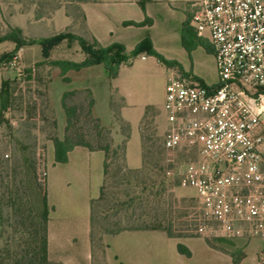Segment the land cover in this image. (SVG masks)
Masks as SVG:
<instances>
[{"label": "rangeland", "instance_id": "rangeland-1", "mask_svg": "<svg viewBox=\"0 0 264 264\" xmlns=\"http://www.w3.org/2000/svg\"><path fill=\"white\" fill-rule=\"evenodd\" d=\"M90 1L93 0H0V35L7 32L9 27H20L27 37L45 38L66 31L92 43L93 38L87 32L81 14L82 6ZM171 4L176 8L182 7L181 0H172ZM178 18L159 16L153 28L137 30V39L147 36L163 57L178 61L207 83H215L217 70L213 54L199 47L201 44L194 25L187 24L183 29ZM128 47V51H131L133 46L128 43ZM14 48L12 42L1 43L0 58ZM14 58L10 62L0 59V108L2 102H8L5 112L0 111V250L11 252H15L21 242L16 229L11 226L14 217L10 198L16 195L22 197L23 205L29 201L36 206L40 200L37 188L46 187L50 206L53 204L56 207V212L50 215L51 225H57L60 234L66 237L76 234L81 238L84 235L83 224L76 231L71 222L76 219L81 223L88 220L85 191L89 188V193L93 192L102 173L96 155L88 157L89 151L82 147L72 151V161L67 165L55 163L53 139H64L69 134L66 131L63 95L74 92L66 98L69 106L77 108L73 134L79 133L94 144L97 141L108 142L115 149L123 144L125 138L121 123L117 120L124 101L103 65L80 72L69 71L63 76L59 68L48 64V60L83 61L85 55L77 41L71 46L64 41L51 51L49 58L42 55V49L37 45L22 48ZM145 59L136 58L131 67L122 68L121 84L126 91L134 93L129 98L132 106L125 113L130 123L123 119L130 126L127 157L131 166L138 167L142 163L137 119L144 115L140 126L144 134L151 137L149 145H154L156 153L150 161L158 166H148V170H151L148 183H156L153 192L161 190L162 195L156 198H149L148 193L140 195V190L135 188V178L130 174L127 176L131 180L130 185L118 183L126 174L123 170L118 172L126 164V154L119 150L117 162L112 167V178L106 188L107 195L112 203L140 197L133 200L129 213L123 210L118 217L111 216L109 220L120 219L122 223H127L143 213L148 220L156 210L161 214V208L167 212L172 210L175 215L187 214L190 220L200 204L196 192L185 181L191 165H197V158L191 153L187 156L182 152L160 153L166 129L165 88L171 75L178 73V69H167L153 57ZM130 74L137 76L136 81H125ZM91 98L94 99L92 119L89 117ZM149 107L152 108L147 111ZM96 124H100L103 130L99 137ZM167 157L172 159L174 167L164 175L160 169L168 165ZM198 236L212 243V233H199ZM222 248L231 247L224 245ZM97 262L102 264V259Z\"/></svg>", "mask_w": 264, "mask_h": 264}, {"label": "built area", "instance_id": "built-area-1", "mask_svg": "<svg viewBox=\"0 0 264 264\" xmlns=\"http://www.w3.org/2000/svg\"><path fill=\"white\" fill-rule=\"evenodd\" d=\"M190 7L196 36L212 49L217 81L171 75L164 145L197 158L185 183L206 217L198 232L233 244L259 240L264 264V0Z\"/></svg>", "mask_w": 264, "mask_h": 264}, {"label": "trees", "instance_id": "trees-1", "mask_svg": "<svg viewBox=\"0 0 264 264\" xmlns=\"http://www.w3.org/2000/svg\"><path fill=\"white\" fill-rule=\"evenodd\" d=\"M95 1L96 0L90 2ZM81 14L85 28L87 29L86 17L82 8ZM190 23L191 16L187 18L185 27ZM64 41H66L69 46L77 41L85 58L81 62L48 60V64L59 68L63 76L69 71L80 72L97 65H103L111 81H114L118 77L120 69L132 65L134 60L140 55L154 57L167 69L170 67H177L178 74L181 76L192 75V73L186 72L178 61L168 60L158 53L154 48L153 42L148 38L137 44L132 51H128L121 43H113L104 47L95 38H93L91 43L83 37L76 36L75 34L66 31L45 38L27 37L24 35L23 30L20 27H9L7 32L0 35V44L4 42H12L15 45L12 52L3 54L0 59L2 62H10L15 59L14 56L17 55L22 48L35 45L41 47L42 55L45 58H49L51 57V51L55 47L61 45ZM199 43L207 52L212 53L210 44L207 41L199 39ZM66 80L69 81L68 78H66ZM73 93L74 92H68L63 95L62 104L67 116L66 131L69 132V134H67L64 139H53L54 160L57 164H67L69 162V154L77 147L85 148L89 152H102L104 154V178L100 195L98 198L92 199L90 202V237L93 252V264H100V262L98 263L97 261H100L101 259V263L105 264V253L108 248L105 243V237L113 236L122 232H162L170 238L177 239L199 237V225L206 218L200 207L190 220H188L189 218H187V214L175 215L172 210L167 212L166 210H163V208L160 209L161 214L156 210L155 214L148 217V220L147 218H144V215H146L144 213L139 214L136 220H129L127 223H122L120 219L114 221L109 220L111 216L118 217V214L123 210L126 214L129 213V209L132 207L131 203L134 199L139 198L140 195L148 193L149 198H156L157 196L162 195L161 190L153 192L156 183H152L153 185H149L148 183V174L151 172V170H148V166L158 168V166H154L150 161L154 158L156 149L154 150L153 144L149 145L151 137L144 134V131H142L140 126L143 159L142 167L139 169H130L127 164H125L124 167L118 169V172L123 170L126 173L118 183L130 185L131 180L127 178L130 174L135 178V188L140 190V195L131 198L130 201L128 200L129 202H121L117 200L112 203L110 197L107 195L106 188H108L109 180L112 178V167L117 162L119 150L126 154L127 143L130 139V126L123 120L120 112L117 120L121 123L122 134L125 138L123 144L117 149L113 148L108 142L103 143L97 141L94 144L79 133L73 134L74 119L77 116V108L75 106H69L66 103V98ZM3 99L5 100L4 97ZM93 104L94 99L91 98L89 101V117L91 119V109ZM7 105L8 102L6 100L1 103V113L5 112V109L8 108ZM151 108L152 107L147 108V111ZM95 127L97 129V136L99 137L102 135V127L100 124H96ZM160 146V153L169 152L164 145L163 139L161 140ZM181 154L187 156L189 153L182 152ZM166 161L168 165L160 169V172L163 171L164 175L170 172L174 167L170 157H167ZM37 190L40 191V200L36 206H32L29 201L23 205L21 203L23 201L22 197H16V195L11 196L10 200L14 217V222L11 226L16 229V235L18 236L21 245L16 248L15 252L0 250V264H62L61 262H53L49 259L48 224L50 215L54 211V207L50 206L47 188H37ZM153 209L154 208H151V210ZM133 214L131 216H133ZM131 216H129V218ZM207 242L218 248H221V246L223 247L224 245L233 247V243L223 239L212 238V243L209 239ZM178 250L186 256L190 255V252L181 244L178 245Z\"/></svg>", "mask_w": 264, "mask_h": 264}, {"label": "crops", "instance_id": "crops-1", "mask_svg": "<svg viewBox=\"0 0 264 264\" xmlns=\"http://www.w3.org/2000/svg\"><path fill=\"white\" fill-rule=\"evenodd\" d=\"M197 1L199 0H181L182 7L180 9L171 4L172 0H96L84 4L82 8L86 17V27L91 37L95 38L104 47L113 43H121L128 50V43H131L133 50L137 44L147 38L146 36L137 39L139 34L137 30L153 28L157 24L159 16H166L167 18L179 16V23L185 29L187 18L191 15L190 4ZM199 47L204 49L201 45ZM139 57L146 60L145 58L150 56L140 55ZM157 63L159 62L157 61ZM132 65L125 67H131ZM122 68L118 77L114 80L115 89L124 101L120 111L121 115H123L125 121L129 122L125 117V113L132 106L129 98L134 96V93L126 91L121 84L124 71ZM184 70L194 74L185 68ZM195 76L203 80L199 76ZM126 77L125 81L134 82L137 79V76L133 74ZM143 116L141 115L137 119L138 131ZM129 141L126 148V164L130 169H139L143 165V159L138 167L131 166L128 163ZM72 155L73 152L69 154L68 163L72 161ZM94 155H96L97 163H100L102 177L91 194L89 188H86L85 191L84 203L85 208L89 210L88 220L81 223L76 219L71 222L73 230L76 231L83 224L84 235L81 238L76 234L66 237L60 234L57 225H51L52 219L50 218L48 224V254L51 261L61 262L62 264H93L90 237V202L92 199L99 197L104 178V154L102 152L88 153V157ZM52 206L54 207L52 213H54L56 207L53 204ZM105 243L108 246L105 253V264H235V262L236 264H258L259 251L262 247L261 241L248 240L240 241L233 244V247L224 249L212 246L202 237L177 239L170 238L162 232H122L105 237ZM179 244L190 252L189 256L178 250Z\"/></svg>", "mask_w": 264, "mask_h": 264}]
</instances>
